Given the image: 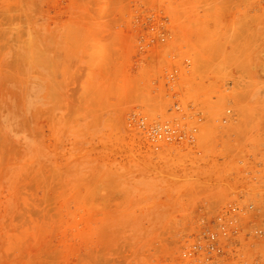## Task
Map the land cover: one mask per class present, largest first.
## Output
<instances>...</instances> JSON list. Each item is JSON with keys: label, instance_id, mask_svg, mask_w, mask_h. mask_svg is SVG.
Segmentation results:
<instances>
[{"label": "rangeland", "instance_id": "obj_1", "mask_svg": "<svg viewBox=\"0 0 264 264\" xmlns=\"http://www.w3.org/2000/svg\"><path fill=\"white\" fill-rule=\"evenodd\" d=\"M240 196L264 206V0H0V264H179Z\"/></svg>", "mask_w": 264, "mask_h": 264}, {"label": "built area", "instance_id": "obj_2", "mask_svg": "<svg viewBox=\"0 0 264 264\" xmlns=\"http://www.w3.org/2000/svg\"><path fill=\"white\" fill-rule=\"evenodd\" d=\"M154 141L179 142L185 133L172 122H154ZM242 197L223 207L191 234L179 264H264V206Z\"/></svg>", "mask_w": 264, "mask_h": 264}]
</instances>
